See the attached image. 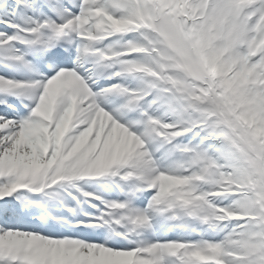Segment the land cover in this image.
<instances>
[{
    "label": "snow or ice",
    "instance_id": "6c2138e0",
    "mask_svg": "<svg viewBox=\"0 0 264 264\" xmlns=\"http://www.w3.org/2000/svg\"><path fill=\"white\" fill-rule=\"evenodd\" d=\"M0 264H264V0H0Z\"/></svg>",
    "mask_w": 264,
    "mask_h": 264
}]
</instances>
